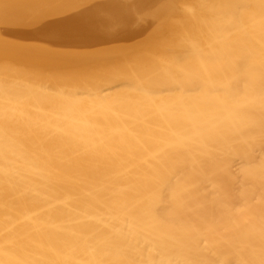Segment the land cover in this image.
<instances>
[{
	"label": "bare ground",
	"instance_id": "obj_1",
	"mask_svg": "<svg viewBox=\"0 0 264 264\" xmlns=\"http://www.w3.org/2000/svg\"><path fill=\"white\" fill-rule=\"evenodd\" d=\"M0 264H264V0H0Z\"/></svg>",
	"mask_w": 264,
	"mask_h": 264
},
{
	"label": "rangeland",
	"instance_id": "obj_2",
	"mask_svg": "<svg viewBox=\"0 0 264 264\" xmlns=\"http://www.w3.org/2000/svg\"><path fill=\"white\" fill-rule=\"evenodd\" d=\"M43 38H44V39H46L47 37H46V36H44Z\"/></svg>",
	"mask_w": 264,
	"mask_h": 264
}]
</instances>
